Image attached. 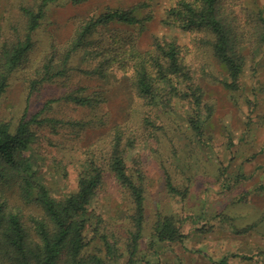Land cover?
Returning <instances> with one entry per match:
<instances>
[{
    "label": "trees",
    "instance_id": "trees-1",
    "mask_svg": "<svg viewBox=\"0 0 264 264\" xmlns=\"http://www.w3.org/2000/svg\"><path fill=\"white\" fill-rule=\"evenodd\" d=\"M56 1L19 0L16 5L9 3L10 9L0 8V107L17 72L33 96L47 84L65 85L79 70L97 84L66 89L62 97L47 101L45 109L63 101L94 111L108 102L104 85L119 70L128 75L129 91L142 111L83 150L77 189L60 197L38 180L34 169L42 131L49 127L57 132L70 125L75 132L95 128L102 121L65 123L44 117L45 109L32 117L25 114L16 125L0 117V264H150L141 251L147 220L148 155L165 141L163 117L180 120L191 131L193 144L199 146L215 114L199 77L197 48L156 37L145 50L138 44L140 34L113 27L139 26L142 32L151 20V16L140 15L153 1L147 0L79 19L69 40L52 41L34 58L36 34ZM92 1L98 0H71L74 5ZM164 23L190 33L198 47H210L228 72L223 84L232 92L241 89L244 47L264 45V17L244 0H178L167 11ZM78 55L87 69L73 66ZM58 163L57 170L63 169V161ZM166 174V191L184 201L189 188ZM108 178L128 204L124 233L97 206ZM12 189L20 200L38 209L30 221L10 205L8 191ZM183 224L174 215L159 213L149 252L159 254L161 244L183 242Z\"/></svg>",
    "mask_w": 264,
    "mask_h": 264
},
{
    "label": "rangeland",
    "instance_id": "rangeland-1",
    "mask_svg": "<svg viewBox=\"0 0 264 264\" xmlns=\"http://www.w3.org/2000/svg\"><path fill=\"white\" fill-rule=\"evenodd\" d=\"M145 1L98 0L81 5H74L71 0L56 1L48 8L47 18L36 34L34 58L47 50L52 41L65 43L69 40L79 19L101 13L106 8L126 9ZM177 1L149 2L150 7L140 11L141 16H151L142 32L139 26H113L140 34L141 49H148L156 37L177 39L178 44L196 47L201 84L206 98L215 106V114L199 146L193 144L191 131L180 120L163 117L161 126L167 132L165 141L156 152L150 151L148 155L147 220L141 243L142 256L150 259V264H264V45L244 47L246 65L241 89L228 90L223 84L228 72L213 57L210 47H198L190 33L164 23L167 11ZM244 1L248 8L264 17V0ZM18 2L0 0V8L10 9L9 3L16 5ZM13 12L17 14L15 9ZM81 59L80 55L76 56L73 66L87 69ZM21 76V72L14 74L0 107V117L15 125L25 114L32 117L41 112L47 101L62 97L66 89L97 84L76 70L65 85L47 84L30 96ZM128 78L119 70L112 73L104 85L108 102L97 110L63 101L44 110V117L65 123L102 121L95 128L87 126L75 132L70 125L57 132L49 127L42 131L38 154L33 160L34 169L39 174L38 180L56 197L77 189L76 178L84 149L105 139L116 124L140 115L142 106L132 98ZM60 160L64 168L57 170ZM167 171L175 183L189 188L184 201L166 191ZM107 182L97 206L108 221L124 233L128 204L113 180L108 178ZM8 192L10 205L22 213L26 222L38 214L35 206L20 200L15 189ZM159 213L184 221V239L183 242L163 243L159 254H151L148 248Z\"/></svg>",
    "mask_w": 264,
    "mask_h": 264
}]
</instances>
